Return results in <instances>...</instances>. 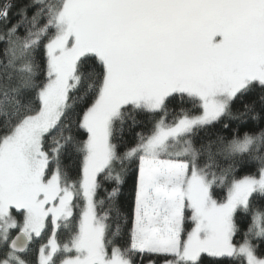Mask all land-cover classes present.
Returning a JSON list of instances; mask_svg holds the SVG:
<instances>
[{"label":"snow or ice","instance_id":"obj_1","mask_svg":"<svg viewBox=\"0 0 264 264\" xmlns=\"http://www.w3.org/2000/svg\"><path fill=\"white\" fill-rule=\"evenodd\" d=\"M259 205L264 0H0V264H264Z\"/></svg>","mask_w":264,"mask_h":264},{"label":"trees","instance_id":"obj_2","mask_svg":"<svg viewBox=\"0 0 264 264\" xmlns=\"http://www.w3.org/2000/svg\"><path fill=\"white\" fill-rule=\"evenodd\" d=\"M220 126L218 125L217 126V128H219ZM224 135H227V133H223ZM201 135H203V133H201ZM230 138V137H229ZM243 174H245V172L244 171H241V172H238L237 173V175L238 176H242ZM124 197H122V199L125 201V210L126 211H128L129 209H128V204H127V193H128V188L127 187H125L124 188ZM221 190H218V192H220ZM259 207L261 208V210H264V205H259ZM247 222H248V224H249V226H250V224H251V216H250V214H249V216H248V220H247ZM61 239H63V236H61ZM236 240H240V237H236L235 238ZM254 243H256V244H260V241L258 240V239H254ZM259 251H261V252H264V245H261V247L259 248ZM225 264H232V262H230V261H226L225 262ZM237 264H244V262L243 261H239V262H237Z\"/></svg>","mask_w":264,"mask_h":264}]
</instances>
